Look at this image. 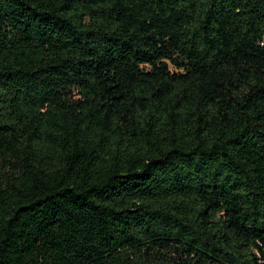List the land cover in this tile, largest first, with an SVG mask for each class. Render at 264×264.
<instances>
[{
	"label": "trees",
	"instance_id": "trees-1",
	"mask_svg": "<svg viewBox=\"0 0 264 264\" xmlns=\"http://www.w3.org/2000/svg\"><path fill=\"white\" fill-rule=\"evenodd\" d=\"M0 264H264V0H0Z\"/></svg>",
	"mask_w": 264,
	"mask_h": 264
}]
</instances>
